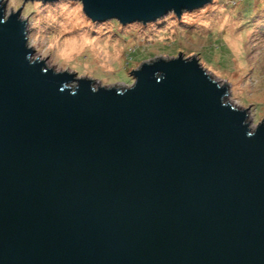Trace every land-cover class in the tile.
Instances as JSON below:
<instances>
[{"label": "water", "instance_id": "obj_1", "mask_svg": "<svg viewBox=\"0 0 264 264\" xmlns=\"http://www.w3.org/2000/svg\"><path fill=\"white\" fill-rule=\"evenodd\" d=\"M209 2L84 0L121 25ZM24 27L0 24V264H264L263 122L247 138L181 54L132 70L124 96L62 93Z\"/></svg>", "mask_w": 264, "mask_h": 264}, {"label": "clouds", "instance_id": "obj_2", "mask_svg": "<svg viewBox=\"0 0 264 264\" xmlns=\"http://www.w3.org/2000/svg\"><path fill=\"white\" fill-rule=\"evenodd\" d=\"M209 7L215 16L203 20L202 27L224 32L226 27L234 23L228 8L224 7L220 0H210L200 9L192 11L182 9L179 16L175 9H170L166 15L154 21L147 23L135 21L126 27L131 29L140 26L137 46L140 41H143L145 48L151 47L157 41L171 43L175 42L176 28L182 27L186 18L206 13ZM22 8L24 11H21ZM0 10H2L0 24H7L16 16L17 22L25 25L23 30L27 53L25 59L30 67L40 64L44 66L41 70L44 75L50 72L56 77L72 78L71 82L63 83L60 88L62 93L67 90L75 97L80 82L86 81L93 94H98L101 90L105 92L115 90L117 95L124 96L134 91L139 83L138 77L133 74L126 77L118 76L120 70L125 67L126 50H129L128 42L113 35L108 28L113 20L118 19L94 21L85 11L84 0H0ZM235 27H239V24ZM230 38L228 34L224 36L226 42ZM241 49L243 54V44ZM160 61L170 63L171 59L166 55L158 56L155 60L137 65L134 73L140 72L144 65L151 67ZM197 66L207 81L214 85L217 91L223 92L220 97L221 107L245 115L242 126L247 128L246 137L254 138L259 127L250 122L251 113L244 111L246 106L242 102V94L239 91L241 85L236 76L244 66V61L233 54L227 70L207 64L203 60ZM154 76L158 83L164 79L160 72H156Z\"/></svg>", "mask_w": 264, "mask_h": 264}, {"label": "rangeland", "instance_id": "obj_3", "mask_svg": "<svg viewBox=\"0 0 264 264\" xmlns=\"http://www.w3.org/2000/svg\"><path fill=\"white\" fill-rule=\"evenodd\" d=\"M228 8L232 21L224 32L202 27V21L215 16L209 7L206 13L185 19L182 27L176 28L175 42H155L145 48L143 41L137 46L140 26L127 28L113 20L108 28L113 35L128 42L124 64L119 77L131 75L130 72L146 61L158 56L170 59L181 54L183 58L194 57L198 63H205L227 70L233 54L244 61V66L236 73L241 85V99L246 113H251V121L258 125L264 123V0H220ZM204 7V6H203ZM202 8V7H201ZM200 9V8H199ZM261 9V10H260ZM21 11H24L22 8ZM239 24V27H235ZM234 29V30H233ZM251 32V34H249ZM231 38L226 42L224 36ZM238 37V39L236 38ZM243 44V54L241 49ZM195 53V55H192ZM246 84V86H244Z\"/></svg>", "mask_w": 264, "mask_h": 264}, {"label": "trees", "instance_id": "obj_4", "mask_svg": "<svg viewBox=\"0 0 264 264\" xmlns=\"http://www.w3.org/2000/svg\"><path fill=\"white\" fill-rule=\"evenodd\" d=\"M260 1V0H259ZM261 10V9H260Z\"/></svg>", "mask_w": 264, "mask_h": 264}]
</instances>
